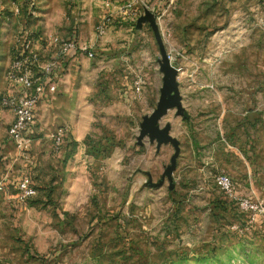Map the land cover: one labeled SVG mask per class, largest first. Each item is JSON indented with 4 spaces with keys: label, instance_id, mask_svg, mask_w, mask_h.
Here are the masks:
<instances>
[{
    "label": "rangeland",
    "instance_id": "rangeland-1",
    "mask_svg": "<svg viewBox=\"0 0 264 264\" xmlns=\"http://www.w3.org/2000/svg\"><path fill=\"white\" fill-rule=\"evenodd\" d=\"M145 7L179 67L183 111L158 119L173 159L171 140L140 135L162 83ZM1 13L0 34L75 28L94 54L64 63L22 150L0 102V264H264V0H0ZM18 45L0 37V98Z\"/></svg>",
    "mask_w": 264,
    "mask_h": 264
},
{
    "label": "built area",
    "instance_id": "built-area-1",
    "mask_svg": "<svg viewBox=\"0 0 264 264\" xmlns=\"http://www.w3.org/2000/svg\"><path fill=\"white\" fill-rule=\"evenodd\" d=\"M109 3L110 0H105L106 5ZM14 9L18 11V7ZM106 20L107 16L102 14L96 22L95 28L98 33L105 31ZM27 32H24L23 39L18 43L20 45L14 50L16 54L8 69L10 85L0 98L1 104L12 111L8 136L21 150L27 145L35 130L38 103L46 92L55 89L64 63L74 55L77 48L86 49L89 56L94 54L86 43L80 42L75 28L66 36L52 32L38 33L35 36ZM141 82L142 78L138 75L134 79L136 89H140ZM62 130V127L57 129V142L61 138ZM216 178L221 187L226 189L230 187L231 180L227 173H218ZM3 187L4 180L0 179V191ZM16 188V196L19 199H25L36 191L28 175H22L18 179ZM245 203L249 207H257V203L251 199L246 198Z\"/></svg>",
    "mask_w": 264,
    "mask_h": 264
},
{
    "label": "water",
    "instance_id": "water-1",
    "mask_svg": "<svg viewBox=\"0 0 264 264\" xmlns=\"http://www.w3.org/2000/svg\"><path fill=\"white\" fill-rule=\"evenodd\" d=\"M147 19L152 26L154 35L158 42L160 50L159 66L162 69V83L160 85L159 96L156 105L149 113L143 115L140 122V135L148 133L150 138H156L158 144L165 140H171L175 146V153L178 150V141L168 130V123L159 125V117L172 105L176 106V112H182L181 93L179 91L177 74L179 67L175 65L169 55L163 42L159 25L156 20L154 11L145 7L143 13L137 17V23Z\"/></svg>",
    "mask_w": 264,
    "mask_h": 264
},
{
    "label": "crops",
    "instance_id": "crops-1",
    "mask_svg": "<svg viewBox=\"0 0 264 264\" xmlns=\"http://www.w3.org/2000/svg\"><path fill=\"white\" fill-rule=\"evenodd\" d=\"M17 3L15 4V5H10L9 6V8H13V10H14V8L15 7H17ZM119 10H123V8H122V6L121 5H119ZM20 14V13H19ZM2 16H5L6 17V15H3L2 13H1V15H0V17H2ZM68 17H64V18H62V19H60L58 22H60V23H58V24H63V23H68L69 22V18L67 19ZM25 25H22L21 26V28L22 27H24ZM47 26V28H48V30H51V28H50V25L49 24H47L46 25ZM8 29H4V31H1L2 32V34H0V37L1 38H6V39H8L9 41H11V43L13 44V43H16V44H18V40H20V38H19V36H17V34H15V32L18 30H16L15 32L13 31V28L11 27V25H9V27H7ZM50 28V29H49ZM53 30V29H52ZM59 32H60V30H59ZM23 36V33L22 34H20V36ZM11 118H12V111H11ZM33 140V139H32Z\"/></svg>",
    "mask_w": 264,
    "mask_h": 264
}]
</instances>
